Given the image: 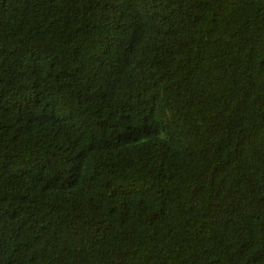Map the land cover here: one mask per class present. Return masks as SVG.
<instances>
[{
  "label": "trees",
  "instance_id": "16d2710c",
  "mask_svg": "<svg viewBox=\"0 0 264 264\" xmlns=\"http://www.w3.org/2000/svg\"><path fill=\"white\" fill-rule=\"evenodd\" d=\"M0 264H264V0H0Z\"/></svg>",
  "mask_w": 264,
  "mask_h": 264
}]
</instances>
